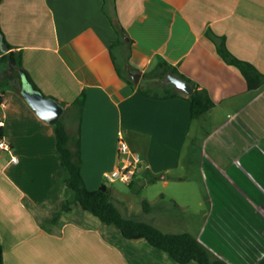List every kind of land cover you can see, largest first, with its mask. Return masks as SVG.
<instances>
[{"label": "crops", "instance_id": "0c3cea01", "mask_svg": "<svg viewBox=\"0 0 264 264\" xmlns=\"http://www.w3.org/2000/svg\"><path fill=\"white\" fill-rule=\"evenodd\" d=\"M207 32L223 37L233 56L264 76V0L0 3V60L8 47L19 52L39 92L62 106L58 120L78 150L86 188L105 185L118 202L103 176L119 165L122 132L142 159L136 174L141 190L155 187L143 200L150 209L142 212L153 216L149 224L166 230L177 221L173 207H188L187 196L176 190L199 191L195 196L207 212L199 231L185 233L229 264H257L264 256V83L248 90ZM157 59L204 89L213 108L191 120L186 94H157L168 83L143 79ZM131 73L140 74L138 82ZM25 88L17 68L0 63L1 141L9 148L0 150L4 264H177L76 206L51 220L56 203L70 192L61 182L53 124L36 116L22 96ZM185 155L196 159V180L183 172Z\"/></svg>", "mask_w": 264, "mask_h": 264}, {"label": "trees", "instance_id": "16d2710c", "mask_svg": "<svg viewBox=\"0 0 264 264\" xmlns=\"http://www.w3.org/2000/svg\"><path fill=\"white\" fill-rule=\"evenodd\" d=\"M207 35L215 43L217 52L225 63L236 67L241 72L246 80L248 90H256L264 83V76L253 65L236 58L229 52L223 37H216L210 32H207ZM8 49L9 52L1 57V65L8 63L17 68L25 77L29 87L35 91H39L22 68L21 54L11 51V47H8ZM168 73L190 84L193 89L192 94L186 96L185 93L177 90L171 84H167L162 88V91L156 89L157 94L161 93L167 96L181 94L186 96L185 99L189 104L191 120L199 118L213 108V103L204 89H200L197 84L180 74L176 67L169 65L163 60L157 59L152 65L151 70L143 75V79L161 84L163 83L162 80H166ZM3 100L4 91L0 90V105L3 103ZM76 103L80 105L78 101ZM53 131L56 138V150L60 158V167L64 173L61 182L70 191V198L60 203L59 211L53 214L52 221H55L60 213L69 212L72 207L76 206L97 218L102 224L116 228L126 240H145L151 247L168 254L177 264H229L221 258L213 257L204 245L188 233H164L149 223L125 217L111 200L110 192L105 185H101L96 190H88L80 173L78 150L71 148L70 137L60 120H57L53 124ZM2 138L3 130L0 127V140ZM128 186L129 188L134 187L131 185V182ZM57 192L58 184L55 183L50 192V199L53 203L57 202ZM149 209V203L142 201V211L146 213ZM0 264H4L1 242ZM257 264H264V256Z\"/></svg>", "mask_w": 264, "mask_h": 264}, {"label": "rangeland", "instance_id": "374dc122", "mask_svg": "<svg viewBox=\"0 0 264 264\" xmlns=\"http://www.w3.org/2000/svg\"><path fill=\"white\" fill-rule=\"evenodd\" d=\"M117 63L120 65L119 61ZM162 81L166 82L165 79ZM187 156L185 155V158H184V164L186 165V169L183 172L196 180L197 178H199V175H198L199 171L197 169L198 164L196 162V159H193L190 161L186 160ZM141 172L142 170H140L139 174ZM144 174L145 172L142 173V177ZM135 176L133 177L132 181H130V182L135 183L133 188H129L128 183L122 182V181H115L114 183L109 184L111 194L118 197L117 199L118 202L114 201L113 203L120 209L121 213L127 218L133 219L135 221L154 223V222H148V219H151V217H153L152 215L150 217L145 216L144 213L142 212V201L144 200L145 195L151 198V195H153L152 193L154 192L155 187L150 186V187H147L146 191H142L141 185H140L142 178L141 176H136V177ZM149 178L150 177H148L147 179ZM165 191H170V190H165ZM176 191L181 195L184 194L182 196H187L186 204L188 205V207H182V208L173 207L172 214L176 216L177 221L175 220L174 222H172L171 226H168L166 230L160 227H157V228L160 229L164 233H170V234H180V233H185L186 231L194 234L200 230V227L203 224L204 212H207L206 203L201 202L200 204V198L198 199V197L195 196V195L201 196L199 191H197V193H194L195 195H190L189 194L190 192L187 193L188 191L186 189L182 191V189L180 188V189H177ZM62 201L64 200H60L56 203V209L53 212V214L59 211V205ZM127 206H130L132 211L125 210V207ZM53 214H51V218ZM153 225L155 226L156 224H153ZM242 264H245V263H242Z\"/></svg>", "mask_w": 264, "mask_h": 264}, {"label": "water", "instance_id": "95a60500", "mask_svg": "<svg viewBox=\"0 0 264 264\" xmlns=\"http://www.w3.org/2000/svg\"><path fill=\"white\" fill-rule=\"evenodd\" d=\"M2 48L6 52V45L1 42ZM133 82H138L140 74H130ZM166 83L173 85L177 90L182 91L186 95L192 94V87L187 82L168 73L166 75ZM22 96L30 108L35 112L36 116L48 124H54L63 112L62 106L52 98L45 97L39 91L25 88L22 90Z\"/></svg>", "mask_w": 264, "mask_h": 264}, {"label": "built area", "instance_id": "2783aa9c", "mask_svg": "<svg viewBox=\"0 0 264 264\" xmlns=\"http://www.w3.org/2000/svg\"><path fill=\"white\" fill-rule=\"evenodd\" d=\"M123 133H118L117 149L119 154V165L112 171L104 174L105 183H114L115 181L127 182L128 184L132 181L137 170L142 164V159L137 153H133L129 150L126 142L122 138ZM0 150L9 151L7 145L0 140ZM12 162H16L14 158Z\"/></svg>", "mask_w": 264, "mask_h": 264}]
</instances>
